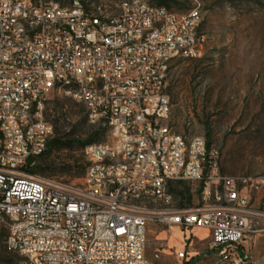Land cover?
<instances>
[{
	"label": "built area",
	"instance_id": "obj_1",
	"mask_svg": "<svg viewBox=\"0 0 264 264\" xmlns=\"http://www.w3.org/2000/svg\"><path fill=\"white\" fill-rule=\"evenodd\" d=\"M203 20L199 7L176 13L153 0L116 9L94 0V10L80 0L73 10L0 0V256L18 255L20 264H155L146 257L155 223L187 240L192 229H205L217 258L250 263L248 246L264 232V213L250 206L251 179L222 176L206 138L169 122L170 68L202 57ZM34 29L41 37L24 39ZM52 94L80 97L88 124L101 132L115 126L109 143L86 147L80 184L31 173L54 136L45 116ZM185 183L201 186L193 207L172 190ZM133 200L139 210L126 214ZM175 256L191 255L184 247Z\"/></svg>",
	"mask_w": 264,
	"mask_h": 264
},
{
	"label": "rangeland",
	"instance_id": "obj_2",
	"mask_svg": "<svg viewBox=\"0 0 264 264\" xmlns=\"http://www.w3.org/2000/svg\"><path fill=\"white\" fill-rule=\"evenodd\" d=\"M122 1L104 3L116 9ZM168 6L176 13L199 7L202 30L208 34L202 57L176 61L170 68L169 122L187 137L204 136L210 141L219 152L222 176L250 178V206L264 213V0H170ZM45 116L60 123L54 125V136L73 144L48 151L37 161L33 175L82 183L88 166L87 143L109 141V135L96 136L98 129L88 124L82 105L71 98L50 95ZM200 188L185 183L173 185L172 190L177 197L185 191L191 197L186 202L193 207ZM175 206L180 209V199H175ZM189 236L187 240L184 231L169 233L166 227L150 223L146 257L155 264H224L211 250L205 229H192ZM184 247L190 261L176 259L175 253ZM248 248L251 261L247 264H264V232ZM22 261L2 250L0 264Z\"/></svg>",
	"mask_w": 264,
	"mask_h": 264
},
{
	"label": "bare ground",
	"instance_id": "obj_3",
	"mask_svg": "<svg viewBox=\"0 0 264 264\" xmlns=\"http://www.w3.org/2000/svg\"><path fill=\"white\" fill-rule=\"evenodd\" d=\"M20 2L21 0H12V4H20ZM36 2H43V0H36ZM80 2L81 4H83L84 9L94 10V0H80ZM122 2H126V7H133V0H125ZM55 3H60V9L62 10H73L74 5H78V0H69L67 4L61 2V0L60 1L50 0V1H46V8H55ZM160 9H167V8L164 6H160ZM38 37H41V29H34V32H24V39L37 40ZM200 39H204V44L206 45L208 41V34L204 32L202 29L200 30ZM56 91L67 92L68 84H56ZM68 98H71L75 102L82 105V101L80 97H68ZM34 121H41V114H34ZM93 127H96L99 131H101V125H93ZM102 132L109 135L110 138V135H114L115 133V126H105L102 129ZM102 143H109V141ZM139 207H140V200H133V202H131V206H125V213L133 214V210H139ZM173 209H178L175 206V199H173ZM38 228H47V221H38ZM248 254H250L249 248H248ZM220 260L224 264H231V258H220Z\"/></svg>",
	"mask_w": 264,
	"mask_h": 264
},
{
	"label": "trees",
	"instance_id": "obj_4",
	"mask_svg": "<svg viewBox=\"0 0 264 264\" xmlns=\"http://www.w3.org/2000/svg\"><path fill=\"white\" fill-rule=\"evenodd\" d=\"M156 1L158 2L157 5L164 6V7H166L167 9H170L169 6H168L170 0H156ZM59 124H60L59 121L56 120V121L53 123V126H54V125H59ZM54 130H55V129H54ZM57 131H58V130H57ZM95 135H96V136H103V137H104V133L101 132V131H99V130H98V132L95 133ZM207 143H208V147H211V143H210V141H208ZM70 144H73V143L63 142L62 139H61L60 137H58V136H53V137L51 138V140L49 141V144H48V148H47V150L45 151V153H44L41 157H43L44 155H46V154L48 153V151H50V150H52V149H54V148H56V147H60V146H71ZM87 144H90V145H91V144H93V143L89 142V143H87ZM88 146H89V145H88ZM41 157H40V158H41ZM40 158H39V159H40ZM31 173L34 174L33 170L31 171ZM178 185H182V184H178ZM179 197H180L182 200H186V201H187V200H188V201L191 200V197H190V196H187L185 191H181V192L179 193Z\"/></svg>",
	"mask_w": 264,
	"mask_h": 264
}]
</instances>
